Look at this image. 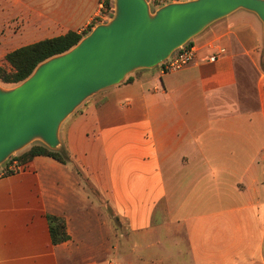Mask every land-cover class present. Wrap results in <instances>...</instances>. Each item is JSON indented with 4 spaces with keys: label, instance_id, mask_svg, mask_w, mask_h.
Listing matches in <instances>:
<instances>
[{
    "label": "crops",
    "instance_id": "0c3cea01",
    "mask_svg": "<svg viewBox=\"0 0 264 264\" xmlns=\"http://www.w3.org/2000/svg\"><path fill=\"white\" fill-rule=\"evenodd\" d=\"M102 6L0 0V47L84 32ZM38 24L46 34L29 40ZM189 42L187 67L139 68L67 117L78 113L66 132L73 161L38 155L0 175V264H264L263 22L239 8ZM5 162L3 172L16 163ZM49 214L68 240L53 243Z\"/></svg>",
    "mask_w": 264,
    "mask_h": 264
},
{
    "label": "water",
    "instance_id": "95a60500",
    "mask_svg": "<svg viewBox=\"0 0 264 264\" xmlns=\"http://www.w3.org/2000/svg\"><path fill=\"white\" fill-rule=\"evenodd\" d=\"M239 8L256 12L264 31V0H182L155 11L148 0H116L109 22L39 64L17 88L0 86V165L37 139L60 148L63 121L87 98L139 68L161 64Z\"/></svg>",
    "mask_w": 264,
    "mask_h": 264
},
{
    "label": "trees",
    "instance_id": "16d2710c",
    "mask_svg": "<svg viewBox=\"0 0 264 264\" xmlns=\"http://www.w3.org/2000/svg\"><path fill=\"white\" fill-rule=\"evenodd\" d=\"M86 33L85 31L69 30L64 34L40 39L9 51L5 55L7 65H0V82L11 85L20 84L33 74L39 64L75 47L84 38ZM191 43L189 42L188 45L191 46ZM130 79L128 77L126 81L129 82ZM38 155L50 156L64 163L73 161L71 155L63 145L58 149H51L41 141L29 144L12 155L7 161H16L18 165H24ZM7 161L5 162L6 166ZM12 172V170L4 169V172L0 175ZM48 220L54 244L69 239L64 218L49 214Z\"/></svg>",
    "mask_w": 264,
    "mask_h": 264
},
{
    "label": "rangeland",
    "instance_id": "374dc122",
    "mask_svg": "<svg viewBox=\"0 0 264 264\" xmlns=\"http://www.w3.org/2000/svg\"><path fill=\"white\" fill-rule=\"evenodd\" d=\"M103 1V4L104 5H107V9L105 10L104 9V12L101 14V16L98 18V20H96L95 22L92 23V26L93 27H88L86 28L85 32H87L85 34V36H87L88 34H90L98 25L100 24H105L107 22H109L113 15L111 13H109L108 9L113 6L114 9L116 7V0H102ZM103 8V7H102ZM108 17V18H107ZM17 22H14V27H15V30H13V32H17L20 36H23L24 34H27V30L23 29L22 26H21V23L19 22L18 24H16ZM11 26V25H9ZM3 32L5 31L4 29L2 30ZM35 36L36 37H29L28 39L29 40H32V39H38L42 36H44L46 33L42 31V27L40 24H38V28H36L35 30ZM0 32H1V29H0ZM48 33H51L49 31H47V34ZM84 36V37H85ZM22 38V37H21ZM20 38V39H21ZM5 52L1 49L0 47V65L1 66H4V65H7L6 61H5ZM248 62H250L252 64V60L250 58H247L246 61H244V64H247ZM260 68L262 70H264V44L262 46V49H261V53H260ZM260 75V71L255 67H249L248 69L245 68L243 71H242V80L244 81L245 83V93L243 94V97H244V103H250V105H252V98H253V95L251 93V88H252V78H256V77H259ZM20 84H17V85H11V84H2L0 82V86L9 91V90H13L15 88H17ZM82 105V104H81ZM80 105V106H81ZM79 108V107H78ZM80 108H86V106H83V107H80ZM73 114V113H72ZM78 113H75L74 115H72V117H70L68 119V121H63L62 123V129L60 131V140H61V144H63V147H65V149L69 152L68 150V147H67V138H66V132H67V129H68V125L72 122V120L77 117ZM36 142H40V140H34L32 143H36ZM60 150V149H59ZM61 151V150H60ZM15 154V153H14ZM13 154V155H14ZM70 154V153H69ZM71 155V154H70ZM72 160H73V157L71 156ZM3 167L0 165V174L3 172Z\"/></svg>",
    "mask_w": 264,
    "mask_h": 264
},
{
    "label": "built area",
    "instance_id": "2783aa9c",
    "mask_svg": "<svg viewBox=\"0 0 264 264\" xmlns=\"http://www.w3.org/2000/svg\"><path fill=\"white\" fill-rule=\"evenodd\" d=\"M148 1L151 4L155 5L159 2L165 3V2L170 1V0H148ZM173 1H182V0H173ZM102 7L107 9V5L103 4ZM108 11H109V13H111L113 15L115 12V9L113 6H111L108 9ZM224 51H225V49L220 48L218 50L217 54L211 55L208 59L210 61L214 62L218 59V56L221 53H224ZM195 60H196V56L194 53V48L192 46L184 45V46L179 47L168 59H166L164 62H162L161 66H162L163 72L177 71V70H180V69L187 67L191 63L195 62ZM18 169H19V167H18L17 162L14 165H11L9 167V170H12V171H16Z\"/></svg>",
    "mask_w": 264,
    "mask_h": 264
}]
</instances>
